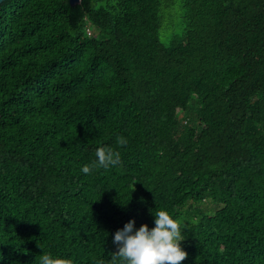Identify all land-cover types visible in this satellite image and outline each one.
Returning a JSON list of instances; mask_svg holds the SVG:
<instances>
[{
	"label": "trees",
	"instance_id": "16d2710c",
	"mask_svg": "<svg viewBox=\"0 0 264 264\" xmlns=\"http://www.w3.org/2000/svg\"><path fill=\"white\" fill-rule=\"evenodd\" d=\"M158 209L180 264H264V0L3 1L0 264H118Z\"/></svg>",
	"mask_w": 264,
	"mask_h": 264
},
{
	"label": "clouds",
	"instance_id": "9594fccd",
	"mask_svg": "<svg viewBox=\"0 0 264 264\" xmlns=\"http://www.w3.org/2000/svg\"><path fill=\"white\" fill-rule=\"evenodd\" d=\"M117 144H127L123 136L117 137ZM121 162V153L110 146H100L95 150V159L80 169L90 174L93 169H110ZM130 202V201H129ZM128 202V203H129ZM123 204L127 206V204ZM152 211V210H151ZM154 215V227L147 223L136 227L135 218L130 219L113 236L118 251V264H180L188 253L182 248L181 225L166 209H158ZM39 264H71L64 257L47 253L42 255Z\"/></svg>",
	"mask_w": 264,
	"mask_h": 264
},
{
	"label": "water",
	"instance_id": "95a60500",
	"mask_svg": "<svg viewBox=\"0 0 264 264\" xmlns=\"http://www.w3.org/2000/svg\"><path fill=\"white\" fill-rule=\"evenodd\" d=\"M5 0H0V4ZM82 0H70L72 6L78 5Z\"/></svg>",
	"mask_w": 264,
	"mask_h": 264
},
{
	"label": "rangeland",
	"instance_id": "374dc122",
	"mask_svg": "<svg viewBox=\"0 0 264 264\" xmlns=\"http://www.w3.org/2000/svg\"><path fill=\"white\" fill-rule=\"evenodd\" d=\"M91 32H92V33H95V30H94V29H91ZM207 206H208L209 209H211V210H215V206L212 205V204H210V202H208V201H207Z\"/></svg>",
	"mask_w": 264,
	"mask_h": 264
}]
</instances>
